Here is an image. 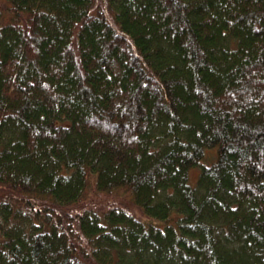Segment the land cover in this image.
Returning a JSON list of instances; mask_svg holds the SVG:
<instances>
[{
    "label": "trees",
    "instance_id": "16d2710c",
    "mask_svg": "<svg viewBox=\"0 0 264 264\" xmlns=\"http://www.w3.org/2000/svg\"><path fill=\"white\" fill-rule=\"evenodd\" d=\"M0 3V264H264V0Z\"/></svg>",
    "mask_w": 264,
    "mask_h": 264
},
{
    "label": "rangeland",
    "instance_id": "374dc122",
    "mask_svg": "<svg viewBox=\"0 0 264 264\" xmlns=\"http://www.w3.org/2000/svg\"><path fill=\"white\" fill-rule=\"evenodd\" d=\"M2 4V3H0ZM3 6H4V3H3ZM212 155L210 154L209 157H211ZM197 173H198V169L197 168H194L191 170V172L189 173L190 174V181L192 183H194V181L196 180V177H197ZM92 190V192L94 191L92 188L90 189V191ZM92 192L90 193V197L89 195H87L82 203V205L84 206H88V205H91L92 202H95L96 203V206H101L103 205V207L109 205L111 203V200L109 196H107L105 193H95L96 195H92ZM95 197H97V200H93ZM119 199V198H117ZM111 200V201H110ZM120 200H122L120 198ZM115 201V200H114ZM98 204V205H97ZM124 204H125V207L130 210L133 214H135V216H137L138 218L140 219H146V217L142 214L141 210L139 207H137L136 205H134L131 201L129 200H125L124 201Z\"/></svg>",
    "mask_w": 264,
    "mask_h": 264
}]
</instances>
